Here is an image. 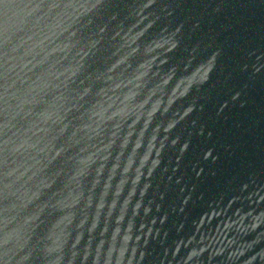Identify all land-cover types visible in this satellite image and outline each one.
<instances>
[{"label":"water","instance_id":"1","mask_svg":"<svg viewBox=\"0 0 264 264\" xmlns=\"http://www.w3.org/2000/svg\"><path fill=\"white\" fill-rule=\"evenodd\" d=\"M0 264H264V0H0Z\"/></svg>","mask_w":264,"mask_h":264}]
</instances>
